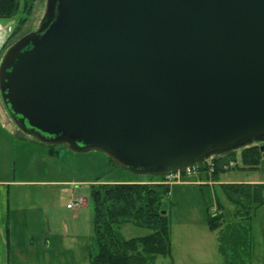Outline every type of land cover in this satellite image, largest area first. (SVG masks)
Instances as JSON below:
<instances>
[{
  "label": "water",
  "instance_id": "95a60500",
  "mask_svg": "<svg viewBox=\"0 0 264 264\" xmlns=\"http://www.w3.org/2000/svg\"><path fill=\"white\" fill-rule=\"evenodd\" d=\"M0 99L28 136L134 174L264 150V0H47Z\"/></svg>",
  "mask_w": 264,
  "mask_h": 264
},
{
  "label": "rangeland",
  "instance_id": "374dc122",
  "mask_svg": "<svg viewBox=\"0 0 264 264\" xmlns=\"http://www.w3.org/2000/svg\"><path fill=\"white\" fill-rule=\"evenodd\" d=\"M46 2L35 0L29 15L19 10L12 18L0 19V44L6 43L18 25L21 28L16 37L36 31ZM24 16L27 21L22 23L20 18ZM6 48L5 44L3 50ZM5 112L9 122L0 124V175L11 180L12 185L11 197L3 201V213L0 211V264H89L90 253L96 251L90 184L95 180L128 181L150 175L131 173L102 152L75 151L66 143L57 144L58 153L52 154L47 145L27 135L20 136ZM236 157L240 164V149ZM168 180L172 183L164 208L170 217L172 254L159 256L156 264H222L216 232L208 226L207 208L214 211L220 203L225 218H229L233 206L219 183L264 180V159L256 168L240 166L221 173L217 183H208L205 173L196 168L169 176ZM77 199L83 202L67 206ZM117 229L125 238L149 231L129 223ZM249 263L264 264V203L257 206L251 219Z\"/></svg>",
  "mask_w": 264,
  "mask_h": 264
},
{
  "label": "trees",
  "instance_id": "16d2710c",
  "mask_svg": "<svg viewBox=\"0 0 264 264\" xmlns=\"http://www.w3.org/2000/svg\"><path fill=\"white\" fill-rule=\"evenodd\" d=\"M34 1L0 0V19L12 18L19 10L29 15ZM20 21H27V16L20 18ZM20 28L18 25L10 33L7 38L10 42L6 40L0 55L17 39L27 34L24 32L16 37V31ZM5 44L7 48L3 50ZM18 130L20 136L27 135L19 128ZM29 137L35 142L47 145L48 152L58 153L57 144L51 145ZM236 151L212 156L195 165L194 169L205 173L207 181L216 183L219 175L229 169L240 166L249 169L258 167L264 156V150L252 144L240 149L239 164ZM169 176L150 175L149 178L128 181L95 180L90 184L92 239L96 251L90 253L89 264H156L159 256L171 257L170 217L168 210L164 208V201L170 192ZM219 184L233 208L229 218H225L220 203L214 211L207 208V221L209 228L216 232L217 249L222 257V264H250L251 219L257 206L264 203V184ZM127 223L149 231L142 236L125 238L117 228Z\"/></svg>",
  "mask_w": 264,
  "mask_h": 264
},
{
  "label": "crops",
  "instance_id": "0c3cea01",
  "mask_svg": "<svg viewBox=\"0 0 264 264\" xmlns=\"http://www.w3.org/2000/svg\"><path fill=\"white\" fill-rule=\"evenodd\" d=\"M0 26H1V24H0ZM11 32H12V30H11ZM4 42L5 41H2L1 44H0V52H1V48H2V46L4 44ZM1 122L7 124L9 122V119H8V117L6 115L5 108H4L3 103H2V101L0 99V124H1ZM0 128L3 130L2 126ZM27 137L30 138L29 136H27ZM262 159H264V156H263ZM200 177H201V175H200ZM218 181H220V180H218ZM239 182H241V181H239ZM243 182L251 183V184H264V180H259V181L246 180V181H243ZM11 183H12L11 180H7L4 175H0V211H1V213H3V208H4L3 207V201L5 199H9L11 197V187H10L12 185ZM171 183H172V181L170 182V184ZM200 183H201V181H200ZM208 183H210V181H208ZM0 221H1L0 222V242L3 243V240H2V237H3L2 221H3V219H1Z\"/></svg>",
  "mask_w": 264,
  "mask_h": 264
},
{
  "label": "built area",
  "instance_id": "2783aa9c",
  "mask_svg": "<svg viewBox=\"0 0 264 264\" xmlns=\"http://www.w3.org/2000/svg\"><path fill=\"white\" fill-rule=\"evenodd\" d=\"M194 167H191V168H187V169H185V170H187L188 172H189V170H191V169H193ZM179 173V172H178ZM177 173V174H178ZM83 201H82V199H77V200H75V202H71L70 204H68L67 206L68 207H73L74 205H80L81 203H82Z\"/></svg>",
  "mask_w": 264,
  "mask_h": 264
}]
</instances>
